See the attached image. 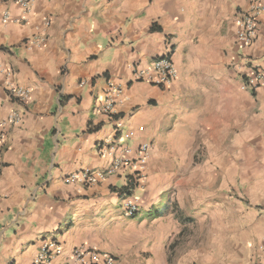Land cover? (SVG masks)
Listing matches in <instances>:
<instances>
[{"label":"crops","instance_id":"crops-1","mask_svg":"<svg viewBox=\"0 0 264 264\" xmlns=\"http://www.w3.org/2000/svg\"><path fill=\"white\" fill-rule=\"evenodd\" d=\"M10 1L0 0V123L15 109L24 120L8 130L0 154V264H34L49 239L62 246L52 264H76L79 247L110 253L117 264H167L165 242L154 257L140 259L141 249L151 248L149 239L141 240L160 202L152 183L129 197L139 204L131 217L128 196L116 191L131 184L134 170L89 187L64 178L108 169L113 159L99 149L111 139L134 157L148 142L155 159L159 149L186 145V137L215 120L229 132L231 115L264 149V86L242 88L250 65L264 69V12L256 41L246 47L236 40L238 20L253 0H34L26 14ZM40 33L45 41L27 47ZM166 54L176 64V80L158 87L139 77ZM109 81L123 89L112 119L96 109ZM7 84L28 88L29 101L8 100ZM129 132L135 138L126 139ZM151 159L148 182L156 169ZM257 173L238 226L222 242L223 264H264V159Z\"/></svg>","mask_w":264,"mask_h":264},{"label":"rangeland","instance_id":"rangeland-1","mask_svg":"<svg viewBox=\"0 0 264 264\" xmlns=\"http://www.w3.org/2000/svg\"><path fill=\"white\" fill-rule=\"evenodd\" d=\"M220 122L215 120L186 137V145L159 149L151 159L156 168L152 182L147 176L139 187L152 183L160 197L155 208L168 203L170 209L165 217L152 218L155 223L146 226L148 235L141 241L146 244L149 239L151 248L141 249V260L154 257L165 242L167 264L225 261L227 248H222V242L230 226H238L239 212L254 192V176L262 165L264 149L252 142L259 137L246 135L237 116L231 115L229 132L222 131ZM154 244L158 245L155 250Z\"/></svg>","mask_w":264,"mask_h":264},{"label":"built area","instance_id":"built-area-1","mask_svg":"<svg viewBox=\"0 0 264 264\" xmlns=\"http://www.w3.org/2000/svg\"><path fill=\"white\" fill-rule=\"evenodd\" d=\"M11 6L23 11L25 14L31 12L34 0H11ZM264 12V1L253 0L248 9L240 13L238 20V29L236 34L237 43L241 46H251L258 37L259 17ZM1 20L5 23L10 22L11 15L8 11L4 12ZM17 23L24 22V19L19 18ZM46 26H50L51 20L45 21ZM45 41L44 34H36L26 40L27 47H33ZM5 72L4 62L0 57V75ZM11 75V72H7ZM140 78H146L155 86L162 87L171 84L178 77L176 64L171 54H166L156 58L152 63V68L148 71L141 70ZM85 83H82L84 85ZM104 99L97 103V111L115 118L118 113L116 106L120 98L123 96L122 87L115 81L107 83ZM264 86V69L250 65L243 79V89L255 90ZM8 100L19 104H25L31 97V92L28 88L22 85L7 84L4 91ZM24 120V114L21 110H13L0 123V154L5 151L6 138L8 130L11 128H19ZM122 129L121 126L118 130ZM139 132H144V128H140ZM126 139L135 138L134 132L126 134ZM117 139H111L107 145L100 146L99 152L113 159L112 165L102 171H94L86 169L80 172L70 174L64 178V182L68 185L94 186L106 178L119 174L122 171L131 169L134 170L132 182L139 186L147 180L146 169L151 159V145L146 142L140 145L137 150L136 157L133 155V150L127 145L119 143ZM125 209L128 216H135L139 212V204L133 198L126 200ZM62 254V246L56 239H49L42 243L41 249L34 260V264H52L53 260ZM73 260L76 264H117V258L107 252H100L95 249L79 247L74 250Z\"/></svg>","mask_w":264,"mask_h":264},{"label":"trees","instance_id":"trees-1","mask_svg":"<svg viewBox=\"0 0 264 264\" xmlns=\"http://www.w3.org/2000/svg\"><path fill=\"white\" fill-rule=\"evenodd\" d=\"M153 31L158 30L156 27L152 28ZM137 187V185L133 184L131 182V184L127 185L126 187H123L119 190H115L116 192L120 193L122 196H128L131 197L134 195V190ZM170 207L169 204L166 203L165 205H163L162 208L160 209H155L154 212L151 214V217L153 219H160L163 218L167 215V212L169 211Z\"/></svg>","mask_w":264,"mask_h":264},{"label":"clouds","instance_id":"clouds-1","mask_svg":"<svg viewBox=\"0 0 264 264\" xmlns=\"http://www.w3.org/2000/svg\"><path fill=\"white\" fill-rule=\"evenodd\" d=\"M138 187V186H137Z\"/></svg>","mask_w":264,"mask_h":264}]
</instances>
